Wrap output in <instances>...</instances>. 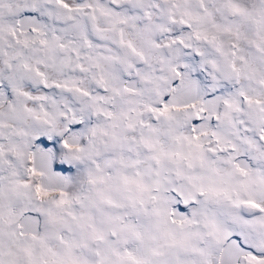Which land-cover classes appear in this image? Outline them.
Returning <instances> with one entry per match:
<instances>
[{
    "label": "snow or ice",
    "instance_id": "obj_1",
    "mask_svg": "<svg viewBox=\"0 0 264 264\" xmlns=\"http://www.w3.org/2000/svg\"><path fill=\"white\" fill-rule=\"evenodd\" d=\"M0 264H264V0H0Z\"/></svg>",
    "mask_w": 264,
    "mask_h": 264
}]
</instances>
